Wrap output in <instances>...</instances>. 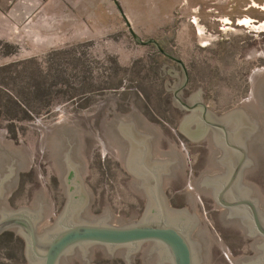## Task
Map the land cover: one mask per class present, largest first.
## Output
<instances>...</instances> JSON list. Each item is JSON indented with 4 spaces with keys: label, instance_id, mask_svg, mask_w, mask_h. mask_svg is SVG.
<instances>
[{
    "label": "rangeland",
    "instance_id": "374dc122",
    "mask_svg": "<svg viewBox=\"0 0 264 264\" xmlns=\"http://www.w3.org/2000/svg\"><path fill=\"white\" fill-rule=\"evenodd\" d=\"M27 5L26 16L16 24L5 19L0 28V135L14 145L39 142L44 126L62 112L104 106L161 123L183 156L171 126L179 120L175 88H166L169 80L177 85L180 76L172 68L180 67L150 40L184 64L181 97L202 89L212 110L249 106L254 69H264V0H37ZM34 163L57 216L64 197L52 164L43 152L34 154ZM124 171L100 143L93 144L84 180L93 195L92 214L108 204L117 216L140 215L143 200L129 190ZM38 188L32 167L19 171L9 207L28 205ZM8 240L0 241V264H27L22 240L11 232ZM97 262L121 264L118 258Z\"/></svg>",
    "mask_w": 264,
    "mask_h": 264
},
{
    "label": "water",
    "instance_id": "95a60500",
    "mask_svg": "<svg viewBox=\"0 0 264 264\" xmlns=\"http://www.w3.org/2000/svg\"><path fill=\"white\" fill-rule=\"evenodd\" d=\"M147 42L180 67L172 68L180 86L169 80L166 88H175L178 131L207 142L205 169L186 180L177 148L136 111L98 106L62 112L28 146L0 135V235L13 229L22 237L28 264H97L96 250L106 258L124 256L127 264H137L141 250L144 264H264V69H254L249 106L216 114L202 89L187 98L190 105L184 102V64ZM95 142L130 174L127 186L144 202L139 217L117 216L108 204L92 214L93 195L84 180ZM36 152L48 156L65 196L57 216L34 163ZM30 167L39 188L28 205L13 209L6 199L18 172Z\"/></svg>",
    "mask_w": 264,
    "mask_h": 264
},
{
    "label": "flooded vegetation",
    "instance_id": "af4514ba",
    "mask_svg": "<svg viewBox=\"0 0 264 264\" xmlns=\"http://www.w3.org/2000/svg\"><path fill=\"white\" fill-rule=\"evenodd\" d=\"M175 62V61H174ZM163 67V66H162ZM161 67V69H162ZM177 85L176 86H180V80H177ZM184 89V86L182 87V90H181V93L180 95L181 96H185L183 95L182 91ZM190 96V95H189ZM188 96V97H189ZM182 99L184 100V102L188 105H190V103L187 101V98L185 99L184 97H182ZM204 103L206 104V102L204 101ZM206 106L208 107V105L206 104ZM237 106V105H236ZM234 107V106H233ZM178 112H179V120L177 121L176 124H171V126L173 127L174 126V129L177 133V135L180 136V139H181V145H182V150L184 151V155L182 156V154H180L181 156V159L185 161V165H184V161H182L183 163V168H184V173H185V178L186 180H189V181H193V180H196L200 175L201 173L203 172V170L205 169L204 168V164L205 162H208V155H209V150H208V145H207V142L202 140V141H190L187 137H185L182 133H180L178 131V123L181 119V115H180V110H179V106L178 107H175ZM209 108V107H208ZM210 110H212L211 108H209ZM230 109V108H228ZM228 109H225L223 111H217V110H212L214 113L216 114H221V113H224L225 111H227ZM140 113V112H139ZM141 114V113H140ZM142 115V114H141ZM144 117V116H143ZM146 119V118H145ZM147 120V119H146ZM148 121V120H147ZM149 122V121H148ZM154 125H156L159 129L162 128V124L161 123H153V122H150ZM164 125V124H163ZM167 127L169 125H166ZM170 128V126L168 127ZM167 128V129H168ZM161 130V129H160ZM164 130V129H163ZM170 131H172V129H168ZM207 152V156H206V153ZM204 168V169H203ZM200 169H203V170H200ZM125 170V169H124ZM130 178V174L125 170L124 171ZM57 183H58V179H57ZM54 182L50 183L49 185H53ZM59 185V183H58ZM59 189H60V186H59ZM61 190V189H60ZM11 196V195H10ZM10 196L6 199L10 201ZM64 197V201H65V196L63 195ZM64 201H63V204H64ZM62 204V206H63ZM62 209V207H61ZM143 209H144V202H143V205H142V212H143ZM60 212V211H59ZM141 212V213H142ZM140 213V214H141ZM140 215H138L137 217H139ZM136 217V218H137ZM9 232L13 233L15 235V237H19L22 242H23V245L25 244L24 243V240L22 239L21 236H19V234L15 233V231L13 229H10L8 231H6L5 233L1 234L0 235V241H2L3 244H7L9 243V240H8V237H9ZM3 239V240H2ZM143 250L139 251L136 253L137 255V264L138 262H142V264H144V258L143 256H141ZM96 254H97V260H100V259H113V258H118L120 261H121V264H127L124 256H118V257H112V258H106L105 257V254H104V251L103 250H96ZM100 258V259H98ZM27 262V261H26ZM99 262H97L98 264ZM28 264V263H27ZM72 264H89V263H86V262H82V261H79V260H76L74 263ZM167 264H170V263H167Z\"/></svg>",
    "mask_w": 264,
    "mask_h": 264
},
{
    "label": "crops",
    "instance_id": "0c3cea01",
    "mask_svg": "<svg viewBox=\"0 0 264 264\" xmlns=\"http://www.w3.org/2000/svg\"><path fill=\"white\" fill-rule=\"evenodd\" d=\"M37 0H0V28L5 19L13 20V24L26 16L29 9L27 4L36 3Z\"/></svg>",
    "mask_w": 264,
    "mask_h": 264
}]
</instances>
